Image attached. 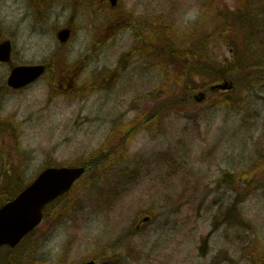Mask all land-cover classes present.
Returning <instances> with one entry per match:
<instances>
[{
  "label": "rangeland",
  "instance_id": "374dc122",
  "mask_svg": "<svg viewBox=\"0 0 264 264\" xmlns=\"http://www.w3.org/2000/svg\"><path fill=\"white\" fill-rule=\"evenodd\" d=\"M208 1L202 0L203 11ZM243 1L216 0L212 11L227 4L233 14L235 8L241 7L238 17L248 12L254 13L258 20L263 18L259 13L263 12L264 0ZM117 7L122 26L120 38L96 49L91 46L96 41V28L103 27V15L99 18L92 12L73 11L76 30L67 48L72 60L88 57L87 70L76 82L74 92L59 93L51 99L48 82L42 77L38 86L25 94L7 98L5 108L17 110V118L22 121V154L18 155L12 145L13 149L0 147L5 159L0 157V189L19 186L16 180L15 186L8 182L6 175L11 171L17 178L21 172V184L26 185L44 165L83 161L109 137L111 143L117 142L110 135L115 119L124 123L143 119L156 102L178 90L179 73L161 52L154 54L155 67L146 59H136L109 91L90 94L84 88L87 78L115 67L121 55L135 43L129 26L136 22V15L139 24H143L150 15L165 12L177 21L178 29L185 21L196 19L200 12L197 0H120ZM208 12L211 15V10ZM5 14L12 23L10 9ZM70 16L66 10L60 17L53 16L51 24L64 25ZM245 17L253 19L246 14ZM255 23L254 39L251 32H244L246 56L249 42L253 41L248 62L257 58L259 52L264 58V34L259 22ZM39 28L37 35L33 21L26 20L17 40L18 59L41 63L58 48L56 32L45 31V26ZM229 41V47L220 44L212 54L203 53V59L213 56L216 60L213 62L223 66L225 62L231 66L244 62L242 34L235 33ZM232 55L240 62L227 61ZM157 65L166 67L168 72L157 69ZM6 72L7 66H0V74ZM212 81L211 75L203 70L199 76H189L186 86L193 93ZM110 83V76L100 81L104 85ZM2 121L11 123L7 117ZM9 159L11 164L7 165ZM114 162L116 166L102 168L101 184L94 194L86 196L88 192L80 191L88 181L86 178L57 204L78 202L79 197H84L87 207L78 210L75 207L55 229L48 218L15 252L14 256L21 257L14 260L15 264H23V259L26 264H37L41 258L46 264H77L91 258L97 264H112L109 261L114 258L121 259L117 264H262L263 79L245 80L223 98L213 96L203 104L189 103L159 115L154 122L136 130L127 146L117 149ZM225 175L227 184L221 185L219 179ZM12 189L6 190L7 195L13 193ZM234 200L243 219L241 224L229 213ZM54 211V207L49 209ZM144 215H152L153 222L132 233ZM116 240H119L117 248L105 249ZM69 242L70 250L64 252Z\"/></svg>",
  "mask_w": 264,
  "mask_h": 264
},
{
  "label": "flooded vegetation",
  "instance_id": "af4514ba",
  "mask_svg": "<svg viewBox=\"0 0 264 264\" xmlns=\"http://www.w3.org/2000/svg\"><path fill=\"white\" fill-rule=\"evenodd\" d=\"M202 1V0H199ZM96 2L98 5H96ZM110 3L108 0H0V43L5 41H10L12 45L11 59L7 62L0 61V66H7V72L5 75L0 74V111L7 106V98L16 94H25L28 90L33 87L38 86V78L34 81L26 84L19 85L18 83H10V75L14 68L22 65H38V60L35 62L24 61L18 59L17 57V40L19 35L22 32L23 26L27 19H30L34 23V33L38 35V27L41 29L42 27L48 25L50 21H52L53 16L60 17L62 13L66 10L71 13L70 19L65 23L64 26H61L60 31L64 28H70L72 33L75 32L76 26L73 22L75 18L74 10L76 11H84L90 12L92 8L98 7L101 9L100 12H92L93 14H100L99 18L104 17L103 21V29L100 30L99 35H95V37H99L100 44H106L113 40V35L117 33L118 28L120 26L118 21H112L111 15L113 13L108 12ZM224 9H228V6H222ZM10 9L13 15L12 23L9 22V15L5 14V11ZM71 10V11H70ZM203 12V11H202ZM17 21V24H15ZM202 21H203V13H200L196 19L193 21H185L184 28L194 22L197 26V31L201 33L202 31ZM216 24L211 28V37H217L219 32L217 28H215ZM59 33V32H58ZM150 35L153 33V30L150 28L146 29V32H142V35ZM134 34L136 36V31L134 30ZM217 47V45L215 46ZM50 64L47 63V69ZM73 76L67 77L68 81H72ZM38 106V103H37ZM22 124L21 122H19ZM17 129L13 128V132ZM58 200L56 199L54 203ZM52 205H47L46 208Z\"/></svg>",
  "mask_w": 264,
  "mask_h": 264
},
{
  "label": "trees",
  "instance_id": "16d2710c",
  "mask_svg": "<svg viewBox=\"0 0 264 264\" xmlns=\"http://www.w3.org/2000/svg\"><path fill=\"white\" fill-rule=\"evenodd\" d=\"M240 10H236L235 14H234V32L242 34L246 31H250V30L253 31V28L255 27V24H256L255 21H258L259 26H260L261 30L263 31V34H264V30H263L264 19L260 18V20H258L255 15L250 16V17H253V19H251V18L246 19V17H245L246 12H244L243 15L238 17L237 14L239 13ZM260 14L261 13H259V15ZM225 21L227 24L228 23L227 19ZM159 39H161V38L160 37L155 38V40H156L155 44H157ZM148 41L151 44L154 43V41L151 39H148ZM162 42L167 43V41L164 39L162 40ZM242 44H241V46H242ZM187 53L188 54H186V56H185V55H183L185 53H183L180 50H169V51L165 52V54L172 61L177 62V65H178L180 72H182L184 75L186 73V70H187L186 67L187 66L185 65V62H183L184 64L179 63L178 59L191 58V60H192L193 58H195V55H196L194 52H192V53L187 52ZM257 55H258L257 58H255L251 62L244 60V62L239 63L240 59L238 61H235V58H234L233 62L239 63V64H236L234 66H231V65L226 64V63H223L226 66H223L220 64L217 65V64L213 63L212 60L208 59L207 62H205V61L203 62V69L206 70L211 75L213 80L228 78L229 80H232L236 86H238L239 84H241L245 80H250V79H255V78H261L264 80V58H263V54H262V52H259V53H257ZM128 56H129L128 54L124 55L123 60L121 62V67L124 66V61H125L126 57H128ZM224 67H225V69H224ZM187 90H188V88L186 87V85L181 83L179 85L178 90L173 95L168 96L166 99L159 101L158 103H156L154 105V107H152L151 111L147 115V119L154 120L159 115H161L165 112H168L170 110L180 109V108L185 107L189 103L190 104L194 103V100H193L191 93L186 92ZM213 96L214 95L210 94L209 98L211 99V98H213ZM138 125L140 126V122L138 123ZM135 130H136L135 126H127V128L122 129L119 136L115 135V132H112L111 135L113 138H115L117 140V142L111 143V141H110V142L106 143L105 146H103L101 149H99L97 152H95L91 157H89L86 161V163L88 165V169H90L91 167L97 168V170L101 173L102 168L103 167L106 168V166L104 164L107 163V161H109V159L111 157L115 156L114 154H115V151L117 150L118 147H120L123 144H126V145L128 144L129 136L133 132H135ZM225 179H226V175L219 179V183L221 185L227 184ZM92 188H93V184H92V187H90L89 192H92L91 191ZM87 195H89V194H87ZM85 204L86 203L84 202V199L82 198L79 205L84 206ZM230 207L232 209V210L231 209L229 210L231 218H234L235 222L237 224L243 223V219L237 213L236 200H234L231 203ZM117 246H119V240H116L113 243L108 244L105 247V249L110 250V249L117 248ZM262 256H264V255H262ZM107 258H108V256H107ZM120 260L121 259L114 258V259H111L109 262H111L112 264H117ZM256 262H257V259H254V263H256Z\"/></svg>",
  "mask_w": 264,
  "mask_h": 264
},
{
  "label": "water",
  "instance_id": "95a60500",
  "mask_svg": "<svg viewBox=\"0 0 264 264\" xmlns=\"http://www.w3.org/2000/svg\"><path fill=\"white\" fill-rule=\"evenodd\" d=\"M111 1L115 4L117 0ZM68 36L69 31L64 30L60 38L65 41ZM8 53L9 49L5 44L0 46V59H6ZM43 71L44 66L19 67L14 70L11 79L18 80L25 75L39 77ZM232 88L233 84L227 81L211 87V89L223 90ZM195 97L198 102H202L206 99V94L200 92ZM84 172L85 167L47 168L18 197L0 207V245L16 246L42 221L44 206L58 195L68 191ZM149 220L148 216L142 221ZM93 263L94 261H89L84 264Z\"/></svg>",
  "mask_w": 264,
  "mask_h": 264
}]
</instances>
